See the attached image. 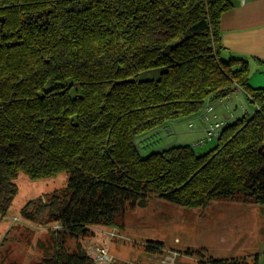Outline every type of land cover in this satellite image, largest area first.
I'll return each instance as SVG.
<instances>
[{
    "label": "trees",
    "instance_id": "obj_1",
    "mask_svg": "<svg viewBox=\"0 0 264 264\" xmlns=\"http://www.w3.org/2000/svg\"><path fill=\"white\" fill-rule=\"evenodd\" d=\"M233 5L0 0V215L20 173L68 176L64 187L21 209L46 228L40 264H129L94 261L81 239L94 234L92 225L118 226L146 195L188 208L222 198L264 204V87L249 85L245 58L224 55L221 17ZM157 67L158 77L139 78ZM237 89L251 108L219 120L213 101ZM184 117L202 134L141 154L140 137L172 133ZM216 120L221 126L207 138ZM209 141V149H195ZM163 247L143 245L148 254ZM197 255L201 264H259L258 255Z\"/></svg>",
    "mask_w": 264,
    "mask_h": 264
},
{
    "label": "rangeland",
    "instance_id": "obj_2",
    "mask_svg": "<svg viewBox=\"0 0 264 264\" xmlns=\"http://www.w3.org/2000/svg\"><path fill=\"white\" fill-rule=\"evenodd\" d=\"M160 70L158 67L143 70L139 78H156ZM236 98H241L240 103L230 101ZM244 100L239 89L224 99L214 100V111L220 113L218 119L230 122L245 108H251ZM227 111H231L232 115ZM192 120L196 128L199 122L194 118ZM173 125L175 131L172 133L161 129L154 136L140 137L141 154L174 141L177 142L174 144H185L195 139L196 132L189 130L186 117L175 120ZM213 143L209 141L195 149L205 151ZM67 177L65 172L39 179H32L23 173L18 175L15 180L18 192L7 214L0 215V264H40L44 260L46 228L37 221L22 217L21 209L27 201L42 195L45 197L54 189L64 187ZM120 224L92 225L94 234L81 239V244L90 252L94 251V247L103 248L110 262L201 264L197 255L199 250L204 260L245 256L251 261L254 255H258L259 264H264V204L222 198L212 201L205 208H188L155 195H146L140 197L134 207L126 208ZM7 231L5 240H2ZM147 241L162 242L164 247L161 252L148 254L143 248ZM187 249L194 252L186 253Z\"/></svg>",
    "mask_w": 264,
    "mask_h": 264
},
{
    "label": "crops",
    "instance_id": "obj_3",
    "mask_svg": "<svg viewBox=\"0 0 264 264\" xmlns=\"http://www.w3.org/2000/svg\"><path fill=\"white\" fill-rule=\"evenodd\" d=\"M233 1V7L221 17L224 55L245 58L250 70L249 85L264 87V0ZM194 132L196 137L202 134L200 128Z\"/></svg>",
    "mask_w": 264,
    "mask_h": 264
},
{
    "label": "built area",
    "instance_id": "obj_4",
    "mask_svg": "<svg viewBox=\"0 0 264 264\" xmlns=\"http://www.w3.org/2000/svg\"><path fill=\"white\" fill-rule=\"evenodd\" d=\"M211 109H212V107H209L207 111H210ZM220 126H221V121H218V120L214 121L207 128L205 136L207 138H210L213 135H216L217 134V130H218V128ZM88 253L91 255L93 260L98 262V263H109L110 262L109 261L110 257H109V255H107V253L105 252V250L103 248L94 247V251L90 252L88 250Z\"/></svg>",
    "mask_w": 264,
    "mask_h": 264
}]
</instances>
